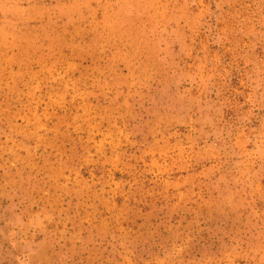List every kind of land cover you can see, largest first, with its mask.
<instances>
[{
	"label": "rangeland",
	"instance_id": "obj_1",
	"mask_svg": "<svg viewBox=\"0 0 264 264\" xmlns=\"http://www.w3.org/2000/svg\"><path fill=\"white\" fill-rule=\"evenodd\" d=\"M0 264H264V0H0Z\"/></svg>",
	"mask_w": 264,
	"mask_h": 264
}]
</instances>
